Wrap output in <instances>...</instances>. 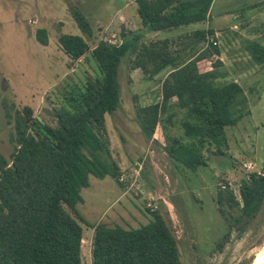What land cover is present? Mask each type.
<instances>
[{"label":"trees","instance_id":"trees-1","mask_svg":"<svg viewBox=\"0 0 264 264\" xmlns=\"http://www.w3.org/2000/svg\"><path fill=\"white\" fill-rule=\"evenodd\" d=\"M214 0H136L145 31H171L210 19ZM78 28L92 35V26L78 6L71 7ZM123 31L121 44L100 41L91 50L98 75L69 93L55 110L57 123L39 122L30 106L14 113V151L0 152V264H83L82 223L94 228L93 264H184L172 227L161 211L147 208L150 220L140 227L90 224L77 210L80 192L90 177H110L120 185L121 169L113 159L106 135V115L121 105L119 68L125 57L130 69L153 80L162 72V101L138 106L139 125L148 140L161 132L164 149L176 163L195 172L207 166L206 153L224 155L229 147L227 128L250 114L243 85L221 79L223 62L212 28L144 42L145 31ZM49 44L45 29L36 34ZM61 49L73 60L90 51L79 35L62 34ZM254 61L264 63V47L249 46ZM242 105V106H241ZM241 109V110H240ZM180 135L167 132L176 126ZM240 201L230 190L219 189L216 203L227 225L219 248L233 230L245 231L264 205V174L248 173L240 181Z\"/></svg>","mask_w":264,"mask_h":264},{"label":"rangeland","instance_id":"rangeland-1","mask_svg":"<svg viewBox=\"0 0 264 264\" xmlns=\"http://www.w3.org/2000/svg\"><path fill=\"white\" fill-rule=\"evenodd\" d=\"M253 4L257 5L244 7ZM72 6H78L90 21L91 36L78 28ZM136 9V0H0V152L4 156L9 158L14 151L13 121L8 122L6 112L30 106L39 122L55 125V110L66 103L69 93L98 75L91 50L100 41L122 39L123 31L144 30ZM233 16H237L239 25L237 37L230 31ZM258 17L263 25L264 0H214L206 22L171 31L144 30L143 41L148 43L195 29H214L211 40L217 42L221 55L214 56L212 62L223 60L220 71L226 75L222 82L238 81L233 71L244 76L242 85L248 101L240 110H250V114L227 128L229 147L225 154L206 153L207 166L193 172L169 157L160 131L157 136L162 143L148 140L139 125L138 106L162 101L161 81L167 73L150 80L141 70H131L130 58L125 57L118 75L121 105L106 115L105 135L121 169L123 185L110 177H90V186L81 190L82 201L77 204L90 224L140 227L150 220L147 208H154L172 227L184 264H253L264 251V205L245 231L233 230L219 248L227 225L216 203L217 192L224 184L240 201V181L249 173L245 164H253V172L264 174V63L254 61L249 40L240 35L248 27L247 36L263 34L264 44V26L253 22ZM39 29L47 31V46L36 38ZM62 34L82 36L90 51L73 60L59 45ZM181 117L179 112L176 126L166 124L169 134H181L177 129ZM82 227V262L93 264L95 230L83 223Z\"/></svg>","mask_w":264,"mask_h":264},{"label":"crops","instance_id":"crops-1","mask_svg":"<svg viewBox=\"0 0 264 264\" xmlns=\"http://www.w3.org/2000/svg\"><path fill=\"white\" fill-rule=\"evenodd\" d=\"M257 5V4H256ZM255 4H253V5H248V6H245L244 5V7H247V8H251V7H253V6H256ZM236 18H237V16H233L232 17V21H230V23H231V27H230V31H232L233 32V34H232V36L233 37H237L238 35L236 34L237 33V31H238V28H239V25L237 24V20H236ZM260 17H258V18H253V19H255L253 22H254V24H257V25H259V26H264V24L262 25V23L260 22V19H259ZM259 20V21H258ZM258 21V22H257ZM253 24V23H252ZM252 25V27L253 26H255V25ZM243 26L245 25V23H243L242 24ZM245 27V26H244ZM244 30H241L240 31V35L242 36V38H244L243 40H249V43H248V48H249V46H251L254 42H257V43H259V45L261 46V47H264V44L261 42V37L263 36V34H260V33H255L253 36H247V32H248V27H245V28H243ZM250 29H252L251 28V26H250ZM195 30H202V29H195ZM194 30V31H195ZM216 33V32H215ZM166 38V37H165ZM250 51V50H249ZM223 61V60H222ZM231 72V71H230ZM228 73H229V71H228ZM232 74L235 76V77H237L238 78V81L237 80H234V81H236V82H239L241 85H242V81H243V79H244V76H242V75H239V73L238 72H235V71H233L232 72ZM237 74V75H236ZM244 86V85H243Z\"/></svg>","mask_w":264,"mask_h":264},{"label":"built area","instance_id":"built-area-1","mask_svg":"<svg viewBox=\"0 0 264 264\" xmlns=\"http://www.w3.org/2000/svg\"><path fill=\"white\" fill-rule=\"evenodd\" d=\"M121 42H122V39H118L115 42H110V44H121ZM214 44L216 45L217 42L214 41ZM245 168H247L249 173H250V172H253L252 169L254 168V166H253V164L249 163V164H245ZM222 188H223V190H230V191H232L234 193L232 188H230V186H228L227 184L222 185ZM234 195H235V193H234Z\"/></svg>","mask_w":264,"mask_h":264},{"label":"water","instance_id":"water-1","mask_svg":"<svg viewBox=\"0 0 264 264\" xmlns=\"http://www.w3.org/2000/svg\"><path fill=\"white\" fill-rule=\"evenodd\" d=\"M262 254H260L257 258H256V260L253 262V264H258L259 263V261L261 260V258H262V256H261ZM264 255V254H263Z\"/></svg>","mask_w":264,"mask_h":264},{"label":"bare ground","instance_id":"bare-ground-1","mask_svg":"<svg viewBox=\"0 0 264 264\" xmlns=\"http://www.w3.org/2000/svg\"><path fill=\"white\" fill-rule=\"evenodd\" d=\"M262 255V258H261V260L259 261V263L258 264H264V251L261 253ZM257 257V256H256Z\"/></svg>","mask_w":264,"mask_h":264}]
</instances>
